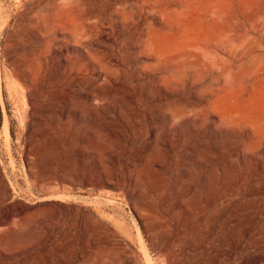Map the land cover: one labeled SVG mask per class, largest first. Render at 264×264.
<instances>
[{
  "label": "rangeland",
  "instance_id": "rangeland-1",
  "mask_svg": "<svg viewBox=\"0 0 264 264\" xmlns=\"http://www.w3.org/2000/svg\"><path fill=\"white\" fill-rule=\"evenodd\" d=\"M263 132L264 0H0V264L264 255Z\"/></svg>",
  "mask_w": 264,
  "mask_h": 264
},
{
  "label": "bare ground",
  "instance_id": "bare-ground-1",
  "mask_svg": "<svg viewBox=\"0 0 264 264\" xmlns=\"http://www.w3.org/2000/svg\"><path fill=\"white\" fill-rule=\"evenodd\" d=\"M32 18V17H31ZM105 38V37H104ZM181 47H183V46H181ZM187 48H188V46H187ZM189 48H191V47H189ZM177 49V48H176ZM21 75V74H20ZM20 77V76H19ZM22 79H23V77H22ZM247 113V112H246ZM244 114V113H243ZM241 117H242V115H241ZM244 117H246V116H244ZM250 117V116H249ZM254 117V116H253ZM247 118V117H246ZM244 120V119H243ZM245 120H247V119H245ZM233 121H235V120H233ZM249 121V120H248ZM248 121H246V122H248ZM229 122V121H228ZM256 122V121H255ZM230 123V122H229ZM229 123H227V124H229ZM234 123V122H233ZM251 123V122H250ZM247 124V123H246ZM253 125H254V122H253ZM258 125H259V123H258ZM257 125V126H258ZM239 126V125H238ZM246 126V125H245ZM256 126V125H255ZM239 128V127H238ZM248 128V127H247ZM252 130V129H251ZM257 130V129H256ZM253 131V130H252ZM260 132V131H259ZM255 133V132H254ZM264 133V132H263ZM258 141V140H257ZM264 141V140H263ZM259 142V141H258ZM261 142L262 141H260V144H261ZM258 147V146H257ZM262 164V163H261ZM260 167V166H259ZM262 168H263V170H264V160H263V166H262ZM261 181V180H260ZM14 184V183H13ZM0 186L2 187V189H1V187H0V193H3V190H5V188H4V185H3V180H1V177H0ZM13 186V185H12ZM259 187V186H258ZM14 188V187H13ZM15 189V188H14ZM16 190V189H15ZM248 190H250V188L248 189ZM243 191V190H242ZM263 192L264 191H262V194H263ZM250 193V192H249ZM261 193V192H260ZM20 196V195H19ZM63 196V195H62ZM263 196V195H262ZM21 197V196H20ZM263 198V197H262ZM23 199V198H22ZM70 199V198H69ZM242 199V198H241ZM240 199V200H241ZM253 199V198H252ZM27 200V199H26ZM189 200V199H188ZM28 201V200H27ZM26 201V202H27ZM98 201V200H97ZM102 201V200H101ZM187 201V200H186ZM247 201H248V199H247ZM262 201V200H261ZM32 202V201H31ZM89 202V201H88ZM99 202V201H98ZM252 202H254V201H252ZM109 203H111L110 201H109ZM108 203V204H109ZM107 204V203H106ZM112 204V203H111ZM117 204V203H116ZM263 204V203H262ZM100 205V204H99ZM188 206H189V204H188ZM246 206H249V205H247V203H242V205L240 206V207H237V208H235V209H233V211L236 213V212H238V211H242L243 210V208H246ZM251 206V205H250ZM12 210H14L13 208H11ZM222 209V208H221ZM252 210V209H251ZM243 212V211H242ZM220 214H221V212H220ZM24 215V214H23ZM239 216V215H238ZM264 216V215H263ZM262 216V217H263ZM249 217H251V216H249ZM248 217V218H249ZM236 218V217H235ZM230 219V218H229ZM242 220V218L239 216L238 218H236V220H237V222L235 223V224H231L230 226H229V229L231 228V229H234V230H236V226L238 227V226H240V224H242V222L241 221H239V220ZM235 220V219H234ZM249 220V219H248ZM264 220V219H263ZM143 221V220H142ZM255 221V220H254ZM246 222V221H245ZM193 223V222H192ZM214 223V222H213ZM234 223V222H233ZM229 224V223H228ZM245 224V223H244ZM247 224V223H246ZM245 224V225H246ZM249 224H250V222H249ZM187 225V224H186ZM217 225V224H216ZM253 225H255V224H253ZM263 225V224H262ZM180 226V225H179ZM199 226V225H198ZM220 226H221V224H220ZM219 226V227H220ZM247 226V225H246ZM188 227V226H187ZM208 227V226H207ZM206 227V228H207ZM242 227V226H241ZM250 227H252V225L250 226ZM254 227V229H255V227L256 226H253ZM181 228H184V227H181ZM213 228V227H212ZM217 228V227H216ZM249 228V227H248ZM257 228V227H256ZM259 228V227H258ZM229 229H227V231L229 230ZM250 229V228H249ZM248 229V230H249ZM253 229V228H252ZM253 229V230H254ZM45 230L46 231H48V227H45ZM202 230V229H201ZM204 230V229H203ZM240 230V229H239ZM251 230V229H250ZM256 230V229H255ZM162 231V230H161ZM247 231V230H246ZM164 232V231H163ZM234 232V231H233ZM232 232V233H233ZM243 232V231H242ZM260 232V231H259ZM259 232H258V234H259ZM168 233V232H167ZM198 233V232H197ZM225 233V232H224ZM248 233V232H247ZM163 234V233H162ZM194 234V233H193ZM246 234V233H245ZM253 234V233H252ZM219 235V234H218ZM237 235V234H236ZM241 235V234H240ZM239 235V236H240ZM224 236V235H223ZM234 236V235H233ZM242 237H243V235H241ZM247 236V235H246ZM251 236V235H250ZM254 236V235H253ZM228 237V236H227ZM223 238V237H222ZM225 238V237H224ZM249 238V237H248ZM254 238V237H253ZM263 238V237H262ZM153 239V238H152ZM186 239V238H185ZM230 239V238H229ZM255 239H257V238H255ZM254 239V240H255ZM225 240H227L226 238H225ZM264 240V239H263ZM242 241V240H241ZM240 241V242H241ZM189 242V241H188ZM224 242V241H223ZM236 242V241H235ZM161 243V242H160ZM249 243V242H248ZM259 242H257V244H258ZM155 244V243H154ZM234 244V243H233ZM237 244V243H236ZM256 244V243H255ZM254 244V245H255ZM260 244V243H259ZM240 245V244H239ZM261 245V244H260ZM184 246V245H183ZM250 246H251V244H250ZM146 247V246H145ZM254 247V246H253ZM264 247V246H263ZM100 248V247H99ZM146 250V249H145ZM183 250H184V248H183ZM186 250V249H185ZM223 250V249H222ZM246 250V249H245ZM258 250V249H257ZM260 250V249H259ZM164 251H165V249H164ZM147 252V251H146ZM168 252V251H167ZM90 253H92V252H90ZM161 253V252H160ZM165 253V252H164ZM221 253V252H220ZM251 253V252H250ZM150 254V253H149ZM249 254V253H248ZM187 255V254H186ZM150 256V255H149ZM158 256L160 257V255L158 254ZM184 256V255H183ZM189 256V255H188ZM213 256V255H212ZM246 256H247V254H246ZM162 257V256H161ZM166 257V256H165ZM185 257V256H184ZM215 258H216V256H214ZM214 257H213V260H214ZM170 258V257H169ZM252 258V257H251ZM127 259H128V262L130 261V255H128L127 254ZM165 259V258H164ZM184 259H186V258H184ZM188 259V258H187ZM242 259V258H241ZM145 260H146V258H145ZM166 260V259H165ZM189 260V259H188ZM219 260V259H218ZM217 260V262H219ZM239 260V259H238ZM85 261V260H84ZM162 261V260H161ZM160 261V262H161ZM164 261V260H163ZM162 261V263H164ZM168 261H169V259H168ZM175 261V260H174ZM186 261V260H185ZM184 261V262H185ZM3 262V261H2ZM133 262H135L134 260H133ZM133 262H131V263H133ZM148 264H151V261L149 260V257H148ZM182 262V261H181ZM190 262V261H189ZM188 262V263H189ZM216 262V261H215ZM264 262V255H261V254H259V255H257V256H255V258H252L251 260L249 259V261H247V263L246 264H262ZM170 263V262H169ZM180 263V262H179ZM84 264V263H83ZM135 264V263H134ZM167 264V263H166ZM176 264V263H175ZM242 264H243V262H242Z\"/></svg>",
  "mask_w": 264,
  "mask_h": 264
}]
</instances>
